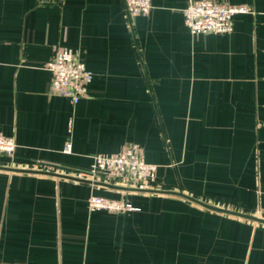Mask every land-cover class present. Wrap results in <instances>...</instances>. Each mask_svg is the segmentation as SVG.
<instances>
[{"label":"crops","instance_id":"0c3cea01","mask_svg":"<svg viewBox=\"0 0 264 264\" xmlns=\"http://www.w3.org/2000/svg\"><path fill=\"white\" fill-rule=\"evenodd\" d=\"M218 1L255 12L231 33L193 35L191 0H152L135 17L123 0H0V134L17 143L0 153V264H264L262 222L14 170L86 178L95 154L135 142L158 165L152 188L264 218V0ZM64 46L94 74L75 104L46 68ZM92 194L136 209L90 210Z\"/></svg>","mask_w":264,"mask_h":264},{"label":"built area","instance_id":"2783aa9c","mask_svg":"<svg viewBox=\"0 0 264 264\" xmlns=\"http://www.w3.org/2000/svg\"><path fill=\"white\" fill-rule=\"evenodd\" d=\"M130 17L148 16L153 8L152 0H123ZM247 4H231L218 0H191L183 10L184 20L193 35L233 31L234 18L239 14L254 13ZM51 73V90L66 96L75 104L88 92L93 72L81 59L77 49L64 46L46 63ZM17 147L13 136L0 134V153L12 155ZM71 141H67L64 151L71 152ZM158 165L148 162L142 147L135 142L128 143L120 152L98 153L84 175L91 180H103L120 185L151 187L156 180ZM90 210L104 209L113 212L134 210L130 202L92 194L88 200Z\"/></svg>","mask_w":264,"mask_h":264},{"label":"water","instance_id":"95a60500","mask_svg":"<svg viewBox=\"0 0 264 264\" xmlns=\"http://www.w3.org/2000/svg\"><path fill=\"white\" fill-rule=\"evenodd\" d=\"M10 169H13V168H10ZM14 170L37 172V173L62 176V177L70 178V179L87 181L90 183H95V184H99V185H103V186H107V187H111V188L129 189V190H137V191H143V192L174 194V195H178V196H181L183 198H186V199H188L194 203H197L198 205H201V206H203L209 210H213V211H217V212H221V213H226V214H231V215H236V216H240V217L248 218L251 220H255L257 222L264 223V218H262V217L255 216V215L248 214V213H244V212H240V211L233 210L230 208H225V207H222V206H219L216 204H211V203L200 200V199H198V198H196L190 194L184 193V192L179 191V190H167V189H158V188H152V187L119 186V185L111 184V183L104 182V181H97V180H91V179H86V178H80V177L73 176V175H68V174H63V173H58V172H53V171H47V170H35V169H30V170L29 169H14Z\"/></svg>","mask_w":264,"mask_h":264}]
</instances>
